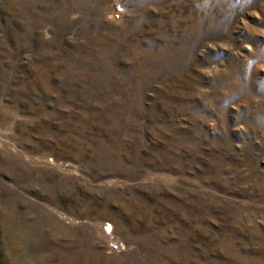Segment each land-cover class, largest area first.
<instances>
[{"label":"rangeland","instance_id":"1","mask_svg":"<svg viewBox=\"0 0 264 264\" xmlns=\"http://www.w3.org/2000/svg\"><path fill=\"white\" fill-rule=\"evenodd\" d=\"M0 264H264V0H0Z\"/></svg>","mask_w":264,"mask_h":264},{"label":"built area","instance_id":"2","mask_svg":"<svg viewBox=\"0 0 264 264\" xmlns=\"http://www.w3.org/2000/svg\"><path fill=\"white\" fill-rule=\"evenodd\" d=\"M115 16H116V17H118V15H117V14H116Z\"/></svg>","mask_w":264,"mask_h":264}]
</instances>
